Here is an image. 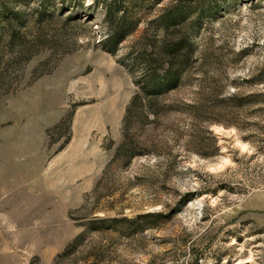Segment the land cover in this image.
<instances>
[{"label":"rangeland","instance_id":"obj_1","mask_svg":"<svg viewBox=\"0 0 264 264\" xmlns=\"http://www.w3.org/2000/svg\"><path fill=\"white\" fill-rule=\"evenodd\" d=\"M12 1L0 264H264V115L239 101L264 94V0ZM181 39L188 70L127 163L126 107Z\"/></svg>","mask_w":264,"mask_h":264},{"label":"trees","instance_id":"obj_2","mask_svg":"<svg viewBox=\"0 0 264 264\" xmlns=\"http://www.w3.org/2000/svg\"><path fill=\"white\" fill-rule=\"evenodd\" d=\"M12 0H0V48L3 46H12L18 40V29L22 26V14L19 12H10L8 5ZM15 1V0H13ZM12 1V2H13ZM20 25V26H19ZM193 48L185 39L172 44L163 52L164 60L167 61V67L165 68V77H157L159 70H163V61L149 62L146 69V76L137 85H139V91L130 100L125 110V115L122 120V130L124 140L117 148L116 153L125 156L127 163L137 155L138 152L135 143L128 139L126 132L130 131L132 127H136L138 130L148 122L149 114L152 118H155L160 111L162 105V97L169 90L176 88L180 84L182 74L188 70V64L186 61L181 60L185 57V50L191 51ZM180 59V63L176 62ZM186 60V58H184ZM263 78V79H262ZM261 81H264V74L260 77ZM264 83V82H262ZM138 87V86H137ZM233 100H239L237 96L232 98ZM241 101V107L256 108L254 114L264 115V94L262 95H250L243 98ZM127 139V140H126Z\"/></svg>","mask_w":264,"mask_h":264},{"label":"bare ground","instance_id":"obj_3","mask_svg":"<svg viewBox=\"0 0 264 264\" xmlns=\"http://www.w3.org/2000/svg\"><path fill=\"white\" fill-rule=\"evenodd\" d=\"M237 264H243L242 262H239V263H237ZM245 264V263H244Z\"/></svg>","mask_w":264,"mask_h":264}]
</instances>
